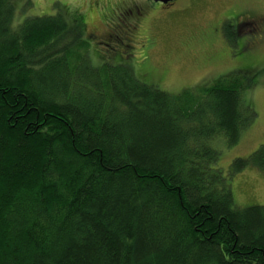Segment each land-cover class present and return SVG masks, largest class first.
Returning a JSON list of instances; mask_svg holds the SVG:
<instances>
[{
	"label": "trees",
	"instance_id": "trees-1",
	"mask_svg": "<svg viewBox=\"0 0 264 264\" xmlns=\"http://www.w3.org/2000/svg\"><path fill=\"white\" fill-rule=\"evenodd\" d=\"M29 5L0 0V264H264V204L235 205L213 142L252 122L251 75L179 98L154 80L149 43L137 70L117 39L96 65L78 18ZM252 12L214 28L258 24L233 66L264 32Z\"/></svg>",
	"mask_w": 264,
	"mask_h": 264
},
{
	"label": "rangeland",
	"instance_id": "rangeland-1",
	"mask_svg": "<svg viewBox=\"0 0 264 264\" xmlns=\"http://www.w3.org/2000/svg\"><path fill=\"white\" fill-rule=\"evenodd\" d=\"M23 1L16 0V3L21 5ZM151 1L29 0L32 13L28 15L53 14L59 10L68 20L78 18L82 24L81 36L91 41L87 51L88 57L96 65L100 64L107 45L113 44L117 39L116 45H124L120 52L135 55L132 64L137 70L142 59L139 41L144 43L146 39L151 45L148 52L151 55L154 80L173 94H178L186 88L177 95L179 98L186 99L190 95H196L193 99L199 98L198 95L206 92H203L202 84L214 81L223 84L230 78L237 79L242 70L226 78L219 79V75L232 71L233 59L230 49L238 48L236 42L239 34H249L250 29L245 25L246 18H237L241 25L235 28V32H232L234 26H226L227 24L222 29L224 35L232 38L227 39L228 45L222 38L211 40L208 31L226 18L230 8L245 10L248 7L256 12L252 13L261 17L264 15V0H185L187 7L177 11L174 8L171 13H166L165 9L160 8L161 4L151 5ZM105 3L108 6L106 10L101 8ZM20 9L23 10V6ZM29 10H25V13ZM138 10H142L146 16L138 21L125 20L128 18L125 16L126 12ZM19 13L21 19L22 11L19 10ZM110 23L116 24L114 28ZM122 29L125 31L122 32ZM76 35L79 36L78 32ZM129 46L131 49H128ZM262 48L259 47L254 53L253 65H264V46ZM138 73L140 75L139 70ZM249 83L251 86L243 92L244 98L255 113L252 122L242 130L239 141L230 146L219 138L213 141L219 148L217 164L226 176H230V187L237 207L264 204V171L258 165L259 162H264V69H257ZM198 84H201L200 87L196 86ZM178 124L182 130H187L181 122ZM187 144L190 145L189 142ZM193 150L191 145L183 149L185 153L190 154ZM235 159H241L239 165L243 166L230 170Z\"/></svg>",
	"mask_w": 264,
	"mask_h": 264
},
{
	"label": "flooded vegetation",
	"instance_id": "flooded-vegetation-1",
	"mask_svg": "<svg viewBox=\"0 0 264 264\" xmlns=\"http://www.w3.org/2000/svg\"><path fill=\"white\" fill-rule=\"evenodd\" d=\"M159 4L160 5V8L162 9H165L164 11L167 13H171V11L175 8V10L177 11L178 9L180 8H183V7H187V2L185 0H168L166 2H163V1H154L152 0L151 2V5H154V6H158ZM147 10H148V7H147ZM149 11V10H148ZM123 15V14H122ZM146 16V13H143L142 10H138L136 12H126L125 13V16L128 17V18H125L126 19H129L131 22L132 21H138L140 20L143 16ZM242 16H244V13L240 14L239 16H237L236 18H241ZM259 16V15H258ZM260 17V16H259ZM261 21H263L264 23V15H262L261 17ZM130 21L128 23H130ZM235 21V24L238 26L241 25V23H239L236 20ZM245 25H250V26H255L254 28L257 29L258 28V24L256 23H252V22H246ZM215 27H212L209 29L208 31V37L211 39V40H217V37L218 38H222L224 42H226V44H228L227 42V39H230V37H227L226 35H224V33L222 32V29H214ZM219 30H220V33H219ZM125 30L122 29V32H124ZM264 41V32L263 31H259L254 37L250 38V43L249 46L247 48H245L243 50V52L240 54L241 55V60L240 61H235V65L232 67V71L236 72V74L238 73L239 70H245L247 72H251L254 68V65L252 64V60H253V56H254V52H256L259 48L260 45H262ZM139 43L142 44V46H145L148 41L146 39H144V43H142L141 41H139ZM150 48H151V45H150ZM148 48V49H150ZM230 56H231V53H230ZM201 84H198L196 86L200 87ZM203 86V85H201ZM206 88H211L209 87L208 85H206Z\"/></svg>",
	"mask_w": 264,
	"mask_h": 264
},
{
	"label": "water",
	"instance_id": "water-1",
	"mask_svg": "<svg viewBox=\"0 0 264 264\" xmlns=\"http://www.w3.org/2000/svg\"><path fill=\"white\" fill-rule=\"evenodd\" d=\"M155 1H158V0H155ZM161 1L166 2V1H168V0H161Z\"/></svg>",
	"mask_w": 264,
	"mask_h": 264
}]
</instances>
